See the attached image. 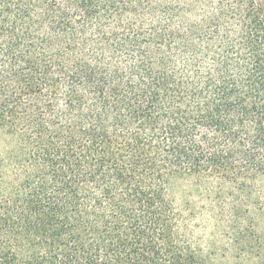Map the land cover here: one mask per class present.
Masks as SVG:
<instances>
[{"label": "trees", "instance_id": "1", "mask_svg": "<svg viewBox=\"0 0 264 264\" xmlns=\"http://www.w3.org/2000/svg\"><path fill=\"white\" fill-rule=\"evenodd\" d=\"M0 264H264V0H0Z\"/></svg>", "mask_w": 264, "mask_h": 264}]
</instances>
